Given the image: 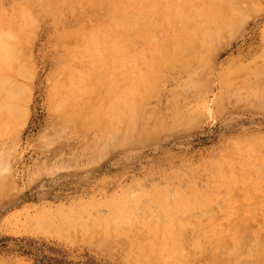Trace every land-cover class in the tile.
<instances>
[{
    "label": "rangeland",
    "instance_id": "374dc122",
    "mask_svg": "<svg viewBox=\"0 0 264 264\" xmlns=\"http://www.w3.org/2000/svg\"><path fill=\"white\" fill-rule=\"evenodd\" d=\"M155 1L139 0L148 5L137 7L138 0L133 1L135 4L131 0H0V29L13 28L0 31V53L3 52L0 54V79L7 77L9 80H4L10 82L0 80V117L4 115L0 120V264H54L57 258L74 264H164V261L166 264H264V0H219L225 5L217 4V8L207 0L208 7L211 5L214 11H207L206 6L203 8L206 0H195L196 3L190 0L195 5L192 4L189 21L178 20L177 25L183 29L186 26L185 30L188 29L193 37L182 29L181 35L180 28L176 31V19L170 22L172 15L166 10L168 2L170 9L173 6V14L182 5L179 0L175 6L174 0L162 3L158 0L164 3L163 7ZM197 4L203 7L197 9ZM159 6L165 10L162 15ZM121 19L126 20L122 22ZM181 21L186 23L183 27ZM112 25L118 28L113 33L110 31ZM17 29L19 32L34 30L29 34L24 31L27 34L17 39L23 43L22 50L19 47L11 50L15 47L13 41H17L15 36H21ZM163 29L166 36L169 31L171 33V38L166 39H171L169 42H164ZM86 30L88 36L84 34ZM117 30L134 45L128 54L130 61L121 62L124 66L128 64L122 66L125 72L122 64L115 63L120 66L118 68L113 65L119 58L111 57V52L101 44L111 34L117 35ZM14 31L17 34H13ZM143 32L146 36L152 34L143 39ZM92 34L96 37L94 40ZM139 34L142 35L139 37ZM98 37L99 43L96 42ZM182 37L187 38H183L185 46ZM74 38L78 42L82 39L80 43L86 48L76 45L78 42L75 43ZM94 43L95 48L101 44L97 49H102L98 51L107 59L93 49ZM27 48L29 52H25ZM90 50H95V59ZM178 50L180 52H176ZM69 52L73 53V59L77 54L81 55L78 57L84 55L79 59H85L87 64L80 62L78 57L69 58L72 55ZM156 52H160L159 55ZM132 56L135 59L132 60ZM119 57L122 59L123 55ZM18 60H21L19 65ZM27 60L32 68L25 74L23 69L29 68L25 65ZM64 62L68 67L73 62V67L68 68L73 71L61 70ZM9 63L12 67L14 64L20 67L18 72L23 70L22 75ZM108 66L111 68L107 69ZM101 68L106 70L103 72ZM135 68L140 76L138 72L136 75ZM66 69V77L72 83L68 85V81L65 86L62 79ZM102 75L108 79L107 84ZM134 76L140 80L133 79ZM110 78L116 80L117 87ZM76 81L79 82L77 87ZM85 81H92L90 88ZM63 88L64 98H60ZM85 88L90 89L89 92ZM140 89L147 94L138 92ZM66 91L73 95H66ZM136 93H141L140 98ZM120 94L125 97L122 96L124 103L119 99ZM60 99L68 105L64 103L63 108L57 104ZM112 100L119 104V113ZM124 105H128L127 115ZM95 110L102 112V118ZM242 171H246L245 174ZM115 225L119 227L117 233ZM121 237H125L124 240ZM125 239L128 244L122 245ZM145 254L148 257L143 259Z\"/></svg>",
    "mask_w": 264,
    "mask_h": 264
},
{
    "label": "bare ground",
    "instance_id": "6f19581e",
    "mask_svg": "<svg viewBox=\"0 0 264 264\" xmlns=\"http://www.w3.org/2000/svg\"><path fill=\"white\" fill-rule=\"evenodd\" d=\"M131 1H132V3H134V2H133L134 0H131ZM135 1H137V0H135ZM145 1H146V0H143L144 3H151V2L154 3L155 0H154V1L148 0V1H151V2H147V1L145 2ZM161 1H164V0H160V3H162ZM168 1H169V0H168ZM175 1H176V2H175ZM180 1H181V2H180ZM191 1H192V0H191ZM198 1H199V0H198ZM200 1H201V0H200ZM210 1H211V2H210ZM218 1H219V0H209L210 4H212V5H213L214 7H216V8H217V6H215V5L219 4V5L221 6L222 4L225 3V2L219 3ZM222 1H223V0H222ZM254 1H256V0H254ZM143 2H142V4L144 5ZM155 2H156V1H155ZM157 2H158V0H157ZM157 2H156V3H157ZM182 2H183V3H182ZM193 2H195V0H194ZM205 2H206V3H205ZM209 2H208V3H209ZM139 3H140V2H139V0H138V3H137V5H136L137 7L142 5L141 3H140V5H139ZM158 3H159V2H158ZM158 3H157V4H158ZM160 3H159V4H160ZM175 3H177V0H174V3H173L174 6L176 5ZM179 3L182 4V5H181V7L178 8V11H176V9H175L176 12L174 11V12H175V13H173L174 15L171 13V10L173 9V6L170 5V6H171V9H170V7H168V5L171 4L170 1L168 2L167 8H166V10H168V12L170 13L169 15H170V16L172 15L171 17L174 18V19H173V18L170 17V22H174L173 20L176 19V20H175L176 25L179 24V23L177 22L178 20H184V22H185V20H186V23L189 21V19H190V17H191V11H190V10L193 9V8H192V7H193L192 4H194V3L191 4L190 0H189V1H188V0H184V1L179 0ZM179 3H178V4H179ZM195 3H196V2H195ZM197 3H200V4H201V2H197ZM203 3H205L204 5L202 4L204 7H203L202 5H200V4H197V9H198V7H199L200 9H201L202 7H203V8H206V7H207L206 10L209 8V10H207V11H210V10L212 9V8L210 9V6H211V5L208 7V5H207V0H206V1H203ZM129 4H130V3H129ZM134 4H135V3H134ZM134 4H133V5H134ZM159 4H158V5H159ZM163 4H164V3H163ZM163 4H160V5L162 6ZM178 4H177V5H178ZM226 4H227V3H226ZM236 4H237V3H236ZM145 5L147 6L148 4H145ZM145 5H144V6H145ZM194 5H195V4H194ZM199 5H200V6H199ZM219 5H218V6H219ZM224 5H225V4H224ZM134 6H135V5H134ZM136 6H135V7H136ZM144 6H143V7H144ZM146 6H145V7H146ZM178 6H179V5H178ZM205 6H206V7H205ZM220 6H219V7H220ZM143 7H140V8H143ZM145 7H144V9H145ZM159 7H160V6H159ZM159 7H158V8H159ZM162 7H163V6H162ZM194 7H195V6H194ZM211 7H212V6H211ZM214 7H213V8H214ZM221 7H222V6H221ZM221 7H220V8H221ZM229 7H230V6H229ZM237 7H238V6H237ZM149 8H150V7H149ZM160 8H161V7H160ZM174 8H176V7H174ZM216 8H215V12H217ZM220 8H219L218 10H220ZM161 9L163 10V8H161ZM169 9H170V10H169ZM179 9H180V10H179ZM230 9H231V8H230ZM232 9H234V8H232ZM235 9H237V8H235ZM156 10H157V8H156ZM158 10H159V9H158ZM173 10H174V9H173ZM173 10H172V12H173ZM195 10H196V9H195ZM212 10H213V9H212ZM237 10H238V9H237ZM164 11H165V10H163V12H161V15L164 14ZM202 11H205V10H202ZM207 11H205V12H206L207 14H209ZM213 11H214V10H213ZM213 11H212V12H213ZM221 11H222V9H221ZM223 11H225V10H223ZM168 12L166 11L165 13L168 14ZM205 12H201V13L203 14V13H205ZM212 12H211V13H212ZM219 12H220V11H219ZM229 12H230V11H229ZM159 13H160V12H159ZM159 13H158V16H160ZM198 13H199V12H198ZM206 13H205V14H206ZM223 13H224V12H223ZM166 14H165V15H166ZM207 14H206V15H207ZM194 15H196V14H194ZM194 15H193V16H194ZM200 15H201V14H200ZM200 15H199V16H200ZM212 15H213V13H212ZM218 15H220V13H218ZM224 15H225V14H224ZM163 16H164V15H163ZM193 16H192V17H193ZM209 16H210V14H209ZM161 17H162V16H161ZM203 17H204V16H203ZM212 17L215 18L214 16H212ZM230 17H231V15H230ZM164 18H165V17H164ZM164 18H163V19L159 18V19L165 21ZM223 18H224V17H223ZM227 18H228V17H227ZM171 19H172V20H171ZM206 19H207V18H206ZM210 19H211V18H210ZM216 19H217V17H216ZM216 19H215V20L213 19V21H216ZM220 19H221V18H220ZM220 19H219V20H220ZM121 20H122V22H123V21H125L126 19H124V20L121 19ZM187 20H188V21H187ZM217 20H218V19H217ZM222 20H223V19H222ZM132 21H133V20H132ZM211 21H212V20H211ZM211 21H210V22H211ZM224 21H225V19H224ZM226 21H227V20H226ZM114 23H115V22H114ZM126 23H127V22H126ZM126 23H124V25H126ZM164 23H165V22H164ZM181 23H182V27H183V24H184V23H183L182 21H181ZM181 23H180V25H181ZM186 23H185V24H186ZM211 23H212V22H211ZM218 23L220 24V22H218ZM222 23H223V22H222ZM225 23H226V22H225ZM127 24H128V23H127ZM168 24H169V23H168ZM171 24H175V23H171ZM185 24H184V25H185ZM209 24H210V23H209ZM116 25H117V24H116ZM128 25H129V24H128ZM165 25H166V24H165ZM180 25H179V26H180ZM214 25H215V24H214ZM0 26H1V25H0ZM3 27H4V26H2V29H3ZM149 27H150V26H149ZM165 27H166V26H165ZM174 27L176 28V26H174ZM184 27L186 28V26H184ZM219 27H220V26H219ZM5 28H6V27H5ZM114 28H115V29H114ZM116 28H117V27H115V26L112 25V30H110L109 28H108V29H109L110 31H112V33H113V31L115 32ZM124 28L126 29L125 26H124ZM142 28H144V27H142ZM145 28H146V27H145ZM145 28H144V29H145ZM179 28H180V30H181V29L184 30L185 33H186V31H187V32H188L187 34H189V33L192 34L191 32L188 31V29L185 30V28L183 29V28H181V26L178 27V25H177L176 31L179 32L180 30H177V29H179ZM216 28H217V27H216ZM6 29H8V27H7ZM6 29H3V30H6ZM79 29H82V28H79ZM108 29L106 30L107 32L105 31L106 33L109 32ZM113 29H114V30H113ZM117 29H118V28H117ZM128 29H130V27H129ZM128 29H127V31H128ZM139 29H141V28H139ZM150 29H151V27H150ZM165 29H166V28H165ZM170 29H171V28H169V30H170ZM221 29H222V28H221ZM221 29H220V31H221ZM3 30H2V31H3ZM8 30H10V29H8ZM12 30H13V28H11L10 31H12ZM15 30H16V29H15ZM17 30H18V29H17ZM20 30H22V29H20ZM33 30H34V29H33ZM33 30H32V31H33ZM84 30H85V29H84ZM122 30H123L122 33L125 34L126 31H124L123 28H122ZM134 30H138V29L135 28ZM141 30H142V29H141ZM182 30L180 31L181 35H183V33H184V31H182ZM206 30H207V29H206ZM0 31H1V29H0ZM2 31H1V32H2ZM22 31L24 32V31H28V30H22ZM32 31H28V34H29V32H32ZM72 31H73V29H72ZM119 31H120V30H117V31H116V32H117V35H116V33H115L114 35L111 34V35H110V38H108V39H107V37H106L107 35H106V33H105V35H106L105 37H106V39H107V40H105V43H104V42L102 43L101 41H99V38H100V37L97 38L98 41L96 40V42H98V43L101 42V44H104V45H105V48L108 49V52H109V51L111 52V53H110V54H111V57L114 55V58H115V57H118V58H119V60H118L119 62H117V59L115 58V59H116V62L114 61V64H113L114 66H116L115 63H116V64H118V63L122 64L121 62H124V63L127 62V63H128V62L130 61V59L128 58V54H129L130 50L133 49V47H134V45H133V46L130 45L131 42L127 41L129 38H128V39H127L126 37H125L126 39L123 38V35H124V34L122 35L121 32H119ZM172 31H173V29H172ZM208 31H209V30H208ZM18 32H19V30H18ZM23 32H19V33L21 34V36H18L19 38L15 36V41H16L17 39H20V37H21V39H22V37H24L23 35H26V34H27L26 32H25V34H24ZM131 32H132V30H131ZM138 32H139V31H138ZM162 32H163V33L165 34V36H166V33L164 32V29H163ZM182 32H183V33H182ZM11 33H13V32H11ZM15 33L17 34L16 31H14L13 34H15ZM71 33H72V32H71ZM77 33H78V34H77ZM87 33H88V32H87V30H86V31L84 32V34L86 35ZM89 33H91V32H89ZM97 33H98V31H97ZM118 33H119V34H118ZM140 33H141V31H140ZM143 33H144V32H143ZM169 33H170V31L168 32V34H167L166 37H165L164 34H163V36H164V42H166V41L169 42V40H171V39L166 40L167 37H168L169 35L171 36V33H170V34H169ZM3 34H4V33H3ZM22 34H23V35H22ZM94 34H96V33L94 32ZM147 34H148V32H147ZM151 34H152V33H151ZM151 34H149V36H148V35H147V36L150 37ZM177 34H178V33H177ZM0 35H2V33H0ZM72 35H73V34H72ZM76 35H78L77 38H78L79 35H80L78 29L76 30ZM89 35H90V34H89ZM121 35H122V36H121ZM134 35H136V33H134ZM141 35H142V34H139V37H140ZM144 35H145V33L142 35V36H143V39H146V38H144V37H147V36H146V35L144 36ZM178 35H179V34H178ZM198 35H200V34H198ZM29 36H30V35H29ZM29 36L27 35V38H28ZM64 36H65V35H64ZM82 36H83V35H82ZM82 36H81V37H82ZM87 36H88V34H87ZM94 36H95V35H94ZM94 36H93V34L91 35V37H92L93 40H94V38H96V37H94ZM108 36H109V34H108ZM128 36H129V35H128ZM128 36H127V37H128ZM153 36H154V34H153ZM155 36H156V34H155ZM170 36H169V37H170ZM188 36H189V35H187V38H188ZM200 36H201V35H200ZM3 37H4V36H3ZM3 37H2V39H3ZM13 37H14V36H13ZM85 37H86V36H85ZM93 37H94V38H93ZM101 37H102V36H101ZM129 37H130V36H129ZM131 37H132V36H131ZM169 37H168V38H169ZM178 37H179V36H177V38L175 37L177 42H178V40H177ZM184 37H186V36H184ZM184 37H182V41H183V42H184V39H187V38H184ZM191 37H193V34H192ZM29 38H30V39H29ZM29 38H28L29 41H31L32 38H31V37H29ZM133 38H134V37H133ZM141 38H142V37H141ZM152 38H155V37H152ZM152 38H151V39H152ZM170 38H171V37H170ZM175 38L173 37V40H174ZM183 38H184V39H183ZM4 39H5V41H6L7 38H4ZM11 39H12V38H11ZM71 39H72V38H71ZM85 39H86V38H85ZM85 39H84V40H85ZM89 39H90V38H88V40H89ZM92 39H91V41H92ZM102 39H103V38H102ZM102 39H100V40H102ZM131 39H132V38H130V40H131ZM155 39H157V38H155ZM192 39H193V38H191V40H192ZM24 40H25V39H24ZM72 40H73V39H72ZM74 40H75V38H74ZM76 40H77V39H76ZM76 40H75V43L78 42V41H76ZM79 40H80V39H79ZM81 40H82V39H81ZM81 40H80V41H81ZM125 40H126V41H125ZM148 40H149V39H148ZM157 40H158V39H157ZM188 40H190V38H189ZM3 41H4V40H3ZM7 41H9V40L7 39ZM12 41H13V40H12ZM80 41H79L76 45H78V46L81 45L82 47H85V46L83 45L84 43L81 44L82 42L80 43ZM86 41H87V40H86ZM89 41H90V40H89ZM91 41H90V42H91ZM102 41H103V40H102ZM134 41H135V39H134ZM145 41H146V40H145ZM153 41H154V40L152 39V43H151V44H154ZM174 41H175V40H174ZM17 42H19V43H17ZM26 42H27V41H26ZM66 42H67V39H66ZM72 42H73V41H72ZM87 42H88V41H87ZM154 42H155V41H154ZM164 42H162V45L164 44ZM189 42H190V41H189ZM191 42H192V41H191ZM4 43H5V42H4ZM4 43H2V45H3ZM16 43H17V44H16ZM16 43H14V41H13V44L10 43V45H11V44H12V45H15V47H13V49H11V50H14L16 47H19V48H20V47L22 46V44H23V43H20L19 40H17ZM29 43H32V41L29 42ZM79 43H80V44H79ZM157 43H158V42H157ZM157 43H156V44H157ZM172 43H173V42H172ZM178 43H179V42H178ZM185 43H186V42L183 43L184 46H185ZM18 44H21V45L18 46ZM27 44H28V43H27ZM67 44H68V43H67ZM101 44L98 45V46H100V48L102 47ZM131 44H132V43H131ZM133 44H134V43H133ZM151 44H150V45H151ZM168 44H171V43H168ZM174 44H175V43H174ZM183 44H182V46H183ZM187 44H189V46H190V43L187 42ZM187 44H186V47H187ZM0 45H1V44H0ZM6 45H7V44H6ZM12 45H11V46H12ZM16 45H17V46H16ZM76 45H74V46L76 47ZM86 45H88V43H87ZM90 45H91V44H90ZM90 45H89V47L92 46V45H91V46H90ZM96 45H97V44H96ZM104 45H103V46H104ZM136 45H137V43H136ZM136 45H135V46H136ZM146 45H147V44H146ZM146 45H145V46H146ZM158 45H159V44H158ZM177 45H178V47H179L180 44H177ZM67 46H69V45H67ZM98 46H97V47H98ZM141 46H142V44H141ZM145 46H144V47H145ZM165 46H166V45H165ZM165 46H164L163 48H165ZM182 46L180 47L181 49L183 48ZM191 46H193V44H192ZM191 46H190V47H191ZM6 47H7V46H6ZM23 47H24V49H25V46H24V45H23ZM97 47L95 48V43H94V48H93V46H92L90 49H92V48L95 49L97 53L100 52V51H101V52L103 51L102 49H97ZM147 47H148V46H147ZM147 47H146L145 50H147ZM156 47H158V46H156ZM171 47H172V46H170V49H169L168 47H166V49H167V48L169 49V50L167 49L168 52L171 50ZM174 47H175V46H174ZM65 48H67V49L70 50V47L68 48V47H66V45H65ZM71 48H72V47H71ZM76 48H77V47H76ZM78 48H79V47H78ZM85 48H86V47H85ZM87 48H88V47H87ZM142 48H143V47H142ZM151 48H152V47H151ZM180 48H179V50H180ZM199 48H200V47H199ZM199 48H198V49H199ZM0 49H1V48H0ZM16 49H17V48H16ZM20 49H21V48H20ZM67 49H66V50H67ZM73 49H74V47H73ZM82 49H84V48H82ZM82 49H81V50H82ZM152 49H155V47H153ZM156 49H157V48H156ZM184 49H185V48H184ZM198 49H197V51H198ZM21 50H22V49H21ZM28 50H30V49L27 48L25 52H29ZM76 50H77V49H76ZM76 50H74V52H75ZM81 50L79 49V51H81ZM88 50H89V48L87 49V51H88ZM95 50H94V51H95ZM98 50H100V51H98ZM135 50H136V48L134 49V51H135ZM179 50L176 51V52H180ZM15 51H17V50H15ZM15 51H13V52H15ZM18 51H19V50H18ZM72 51H73V50H72ZM72 51H71V52H72ZM84 51H85V50H84ZM90 51H91V53H92L93 50H90ZM94 51H93V53L91 54V56H93V54H94L93 57H94V59H95V53H94ZM134 51H133V52H134ZM136 51H137V50H136ZM163 51H164V50H162V53H163ZM174 51H175V50H174ZM8 52H9V51H8ZM13 52H12V53H13ZM23 52H24V51H23ZM101 52H100L99 55H101ZM108 52H107V53H108ZM138 52H139V51H138ZM142 52H143V51H142ZM153 52H154V51H153ZM181 52H183V51H181ZM199 52H200V51H199ZM1 53H2V54H1ZM1 53H0V54L3 55V52H2V51H1ZM5 53H6V52H5ZM5 53H4V54H5ZM9 53H10V52H9ZM9 53H6V54L8 55ZM19 53H20V52H19ZM69 53H70V52H69ZM80 53H81V52H80ZM88 53H89V52H88ZM88 53H87V54H88ZM112 53H113V54H112ZM151 53H152V51H151ZM156 53H158V55H159L160 52H156ZM156 53H155V56L157 57L158 55H157ZM165 53H166V51H165ZM165 53H163V54H165ZM174 53H175V52H174ZM20 54H21V53H20ZM70 54H72V55H71V56L68 55V56H70L69 58H71V57L74 56L73 53H70ZM75 54H76V53H75ZM102 54H103V53H102ZM104 54H106V53H104ZM145 54H146V53H145ZM147 54H148V53H147ZM147 54H146V56H147ZM1 55H0V56H1ZM11 55H12V57L15 56V55H16V57L19 56V55L17 56V54H11ZM22 55H23V54H22ZM27 55H28V54H27ZM77 55H78V56H81L80 54H77ZM77 55H76V56H77ZM106 55H107V54H106ZM118 55H119V56L123 55L122 59H121ZM129 55H130V54H129ZM131 55H132V54H131ZM135 55H136V54H135ZM138 55H139V54H138ZM152 55H153V54H152ZM152 55H151V56H152ZM178 55H179V53H178ZM9 56H10V54H9ZM30 56H31V55H30ZM78 56H77V57H78ZM83 56H84V55H83ZM83 56H82V57H78V59H79V58H83ZM89 56H90V53H89ZM89 56H88V57H89ZM101 56H102V55H101ZM101 56H100V57H101ZM104 56H105V55H104ZM124 56H125V57H124ZM133 56H134V54H133ZM133 56L131 57V59H132V58L135 59L134 57H136V56H134V57H133ZM162 56H163V55H162ZM169 56H170V55H169ZM171 56H173V55H171ZM6 57H7V56H6ZM31 57H32V56H31ZM31 57H30V58H31ZM77 57H74V59H73V58H71V59L75 60ZM84 57H85V56H84ZM88 57H87V59H89ZM96 57H97V56H96ZM111 57L109 56L108 58H111ZM129 57H130V56H129ZM159 57H161V56H159ZM159 57H158V58H159ZM166 57H167V56H166ZM0 58H1V57H0ZM18 58H19V59H22L20 56H19ZM24 58H25V57H24ZM101 58H106V59H107V57H103V56H102ZM114 58H112V60H113ZM150 58H151V57H150ZM7 59H8V58H7ZM13 59H16V58H13ZM13 59H12L11 62H13ZM27 59H28V58H27ZM62 59H63V58H62ZM133 59H132V60H133ZM136 59H137V58H136ZM168 59H169V58H168ZM171 59H172V58H171ZM3 60H4V59H3ZM10 60H11V58H10ZM22 60H24V59H22ZM68 60H70V59H67V61H68ZM73 60H72V61H73ZM79 60H80V59H79ZM84 60H85V59H82V60H80V62L83 61L84 63H86ZM104 60H105V59H104ZM110 60H111V59H110ZM150 60H152V59H150ZM161 60H162V59H161ZM8 61H9V60H8ZM8 61H7V62H8ZM14 61H15V60H14ZM19 61H21V60H18V65H19ZM86 61H87V60H86ZM101 61H102V65H104L103 63H105V62H103V60H101ZM105 61H107V60H105ZM125 61H126V62H125ZM134 61H136V60H134ZM139 61H142V60L139 59ZM139 61H138V64H142V62L139 63ZM143 61H144V60H143ZM147 61H149V60L147 59ZM154 61H156V60H154ZM25 62H27L25 65H26L27 67H29L28 65H30V64L28 63V60L25 61ZM90 62H92V61H90ZM136 62H137V61H136ZM157 62L160 63V62H162V61L157 60L156 63H157ZM164 62H165V61H164ZM14 63H16V61H15ZM14 63H13V64H14ZM64 63H65V62H64ZM69 63H70V61H69ZM69 63H68V64H69ZM72 63H73V62H72ZM72 63H71V65H69V67H68L67 63H65L64 65H65V66L67 65V67H65V66H64V67L61 66V67H62L61 70H62V69L65 70V68H67V69H68V68H71V66L73 67ZM84 63H83V64H84ZM92 63H93V62H92ZM107 63H108L109 65H112V64H110L109 62H107ZM107 63H106V64H107ZM145 63H147V62H145ZM9 64H10V63H9ZM27 64H28V65H27ZM86 64H87V63H86ZM90 64H91V63H90ZM94 64H95V60H94ZM98 64H99V63H98ZM98 64L95 65V66H97V68H98V66H100V65H98ZM130 64H131V63H129V65H130ZM138 64H136L135 67H137ZM147 64H148V63H147ZM147 64H145V65H147ZM6 65H7V64H6ZM10 65H11V68H13L14 66H16L15 64L13 65V67H12V64H10ZM127 65H128V64H127ZM127 65H125V66H127ZM151 65H153V64H151ZM83 66H84V65H83ZM86 66H87V65H85V67H86ZM90 66H92V65H90ZM114 66L112 67L113 70H114ZM120 66L122 67V66H124V65L122 64V65H120ZM120 66L117 65L116 67L118 68V67H120ZM125 66H124V67H125ZM131 66H133V65H131ZM148 66H149V65H148ZM156 66L158 67V64H157ZM1 67H2V66H1ZM9 67H10V66H9ZM103 67H104V66H103ZM128 67H129V66H128ZM145 67H146V66H145ZM2 68H3V67H2ZM11 68H10V69H11ZM17 68H18V67L16 66V69H17ZM19 68H20V67H19ZM19 68L17 69V72L19 71ZM23 68H24V67H23ZM30 68H32V67H29V68H26V69L24 68L23 70H25V72H26L27 69L30 70ZM92 68H93V67H92ZM104 68H105V67H104ZM110 68H111V67L108 66L107 69H110ZM137 68H138V67H137ZM153 68H155V67H153ZM10 69H8V70H9V73H10ZM67 69H66V71L63 70V74H66V75H64V78L62 79V83H64L65 86H66V84H68L69 82H70V83H69L68 85H70V84L72 83V81H71V80L69 81L68 78L66 77V76H68V74H67L66 72H67L68 70H69V72H70L72 69H71V70H70V69L67 70ZM73 69H74V68H73ZM75 69H76V67H75ZM77 69H78V68H77ZM77 69H76V71L79 70V69H78V70H77ZM82 69H83V67H82ZM82 69H81V70H82ZM87 69H88V68H87ZM90 69H91V67H90ZM93 69H94V68H93ZM101 69H102V68H101ZM101 69H100V70H101ZM122 69H123V67H122ZM122 69H121V70H122ZM135 69H136V68H135ZM141 69H142V68H141ZM141 69H140V70H141ZM23 70H21V73H23ZM83 70H84V69H83ZM83 70H82V72L85 73V71H83ZM102 70H103V69H102ZM104 70H106V69H104ZM104 70H103V72H104ZM113 70H111V71H113ZM136 70H137V71H135V70H134V71H135L136 75L138 76L137 72L139 73V71H138V69H136ZM143 70H144V67H143ZM149 70H150V69H149ZM1 71H2V69H1ZM3 71H4V70H3ZM5 71H6V70H5ZM30 71H31V70H30ZM72 71H73V70H72ZM76 71H75V74L77 73ZM93 71H96V70L94 69ZM123 71H124V69H123ZM153 71H154V70H153ZM69 72H68V73H69ZM98 72H99V71H98ZM119 72H120V71H118V73H119ZM124 72H125V71H124ZM126 72H127V69H126ZM129 72H130V71H129ZM129 72H127V73H129ZM147 72H148V71H147ZM7 73H8V72H7ZM21 73L18 72V74H21ZM56 73H57V72H56ZM58 73H59V72H58ZM72 73H73V72H72ZM80 73H81V72H80ZM80 73H79L78 76H80ZM86 73H88V71H87ZM110 73H111V72H110ZM112 73H113V72H112ZM120 73H121V72H120ZM141 73L143 74V71H142ZM152 73H154V72H152ZM155 73H157V71H155ZM12 74H13V73H12ZM15 74H16V73H15ZM25 74H27V72H26ZM69 74H70V76L73 75V74L71 75V73H69ZM75 74H74V75H75ZM77 74H78V73H77ZM102 74H103V73H102ZM105 74H106V73H105ZM122 74H124V73H122ZM131 74H132V73H131ZM21 75H22V74H21ZM28 75H29V74H28ZM55 75H56V74H55ZM81 75H82V74H81ZM84 75H85V74H84ZM88 75H89V74H88ZM88 75H87V77H88ZM113 75H115V71H114ZM119 75H120V74H119ZM126 75H128V74L125 73V77H126ZM133 75H134V74H133ZM136 75H135V76H136ZM147 75H148V74H147ZM147 75H146V76H147ZM153 75H154V74H153ZM30 76H31V75H30ZM59 76H60V75H59ZM70 76H69V78H70ZM135 76L133 77V79H134V78H138V79L140 80V77H135ZM139 76H140V73H139ZM141 76H142V75H141ZM149 76L151 77V75H149ZM199 76H200V75H199ZM9 77H10V76H9ZM11 77H12V76H11ZM11 77H10V78H11ZM26 77H27V76H26ZM80 77H81V76H80ZM80 77H78V79H80ZM82 77H83V76H82ZM89 77L92 79V76H89ZM89 77H88V78H89ZM102 77H104V76L102 75ZM106 77H107V76H106ZM109 77L112 78V76H109ZM131 77H132V76H131ZM143 77H144V76H143ZM4 78H5V77H4ZM4 78H3V80H4ZM18 78H19V77H18ZM18 78H17V79H18ZM65 78H67V79H65ZM72 78H73V76H72ZM88 78H87V80H88ZM111 78H110V79H111ZM114 78H115V77H114ZM114 78H113V79H114ZM141 78H142V77H141ZM145 78H146V77H145ZM145 78H144V79H145ZM152 78H153V77H152ZM5 79H8V78L6 77ZM31 79H32V78H31ZM64 79H65V80H64ZM73 79H77V77H74ZM85 79H86V78H85ZM91 79H89V80H91ZM101 79H102V78L100 77L99 80H101ZM104 79H106V78L104 77ZM149 79H150V78H149ZM197 79H198V78H197ZM197 79H196V80H197ZM0 80H1V79H0ZM3 80H1V82H3ZM8 80H9V79H8ZM8 80H7V81H8ZM55 80L58 81V84H59V80H61V76H60V79H59V80H57V79H55ZM107 80H108V79H106V84H107ZM111 80H112V79H111ZM122 80H124V78H123ZM146 80H147V79H146ZM153 80H154V79H153ZM196 80H195V81H196ZM4 81H6V80H4ZM7 81H6V83H7ZM15 81H16V79H15ZM15 81H13V82H15ZM68 81H69V82H68ZM80 81H81V80H80ZM112 81H113V80H112ZM115 81H116V80H114L113 83H114ZM117 81H118V80H117ZM128 81H129V80H128ZM150 81H151V80H150ZM13 82H12V83H13ZM16 82H17V81H16ZM16 82H15V83H16ZM65 82H66V83H65ZM67 82H68V83H67ZM76 82H77V81H76ZM85 82H86V81H85ZM87 82H88V81H87ZM87 82H86V83H87ZM109 82H110L111 84H113L111 81H108V83H109ZM119 82H120V81H119ZM123 82H124V81H123ZM4 83H5V82H4ZM6 83H5V84H6ZM8 83H10V82L8 81ZM8 83H7V84H8ZM12 83H11V84H12ZM78 83H79V82H77L76 84H74V83H73V84L76 85V87H77V84H78ZM89 83L91 84L92 81L88 82V84H89ZM121 83H122V82H121ZM126 83H127V82H126ZM140 83H141V82H140ZM140 83H138V84H140ZM142 83H143V81H142ZM144 83H145V81H144ZM5 84H3V85H5ZM56 84H57V83H55V86H56ZM64 84H63L62 87H65ZM80 84H81V83H80ZM83 84H85V83L83 82L82 85H83ZM88 84H87V85H88ZM90 84L88 85L89 88H90ZM103 84H104V83H103ZM0 85H1V84H0ZM16 85H18V82H17ZM16 85H15V86H16ZM59 85H60V84H59ZM59 85H57V86L59 87ZM82 85H81V87H82ZM94 85H95V84H94ZM94 85H93V86H94ZM116 85H117V83H116V84L114 83V86H116ZM125 85H127V84H125ZM131 85H132V84H131ZM6 86H8V85H6ZM52 86H53V85H52ZM97 86H98V84H97ZM114 86H113V87L111 86V87H112L111 90H113ZM123 86H124V85H123ZM136 86H137V85H136ZM139 86H140V85H139ZM144 86H145V85H144ZM10 87H11V86H10ZM10 87H9V88H10ZM12 87H13V86H12ZM28 87H29V86H28ZM76 87L74 86L75 89H76ZM84 87H85V85H84ZM91 87H92V86H91ZM116 87H117V86H116ZM132 87H133V86H132ZM53 88H55V87L53 86ZM59 88H60V87H59ZM59 88H57V89L59 90ZM66 88H67V87H65V89H66ZM96 88H97V87H96ZM109 88H110V87H109ZM140 88H141V89L143 88L142 85H141ZM146 88H147V87H145L144 89H146ZM31 89H32V88H31ZM65 89L63 88L62 91H61V93L59 92L60 90L57 91V93H60V95H62L60 98H62V97L64 98L63 94L65 93ZM85 89H86V88H85ZM85 89H83V90H85ZM94 89H95V88H94ZM102 89H103V88H102ZM106 89H107V88H106ZM118 89H119V88H118ZM141 89H140V91H138V92H141V91H142ZM4 90H5V87H4ZM63 90H64V93H63ZM69 90H70V89H69ZM78 90H79V89H78ZM81 90H82V89H81ZM86 90H87V89H86ZM88 90H90V89H88ZM88 90H87V91H88ZM100 90H101V89H100ZM109 90H110V89H109ZM124 90H125V89H124ZM0 91H1V90H0ZM2 91H3V90H2ZM11 91H12V90H11ZM11 91H10V92H11ZM23 91H24V90H23ZM94 91H96V90H94ZM113 91H114V90H113ZM126 91H127V90H126ZM128 91H129V90H128ZM131 91H132V89H131ZM143 91H144V90H143ZM6 92H7V91H6ZM18 92H19V91H18ZM88 92H89V91H88ZM91 92H92V91H91ZM101 92H102V91H101ZM108 92H109V91H108ZM138 92H137V93H138ZM144 92L146 93V91H144ZM144 92H143V93H144ZM1 93H2V95H3V92H1ZM29 93H30V92H29ZM50 93H51V92H50ZM57 93H56V94H57ZM66 93H67V91H66ZM70 93H71V92H70ZM77 93H78V91H76V94H77ZM82 93H83V92H82ZM82 93H81V94H82ZM84 93H85V92H84ZM113 93H114V92H113ZM123 93H124V92H123ZM123 93H122V94H123ZM132 93H133V92H132ZM137 93H136V94H137ZM141 93H142V92H141ZM141 93H140V94H137V96H138V95L140 96ZM143 93H142V94H143ZM4 94H5V92H4ZM9 94L11 95V93H9ZM9 94H8V95H9ZM15 94H17V93L15 92ZM53 94H54V93H53ZM76 94H75V95H76ZM109 94H110V93H109ZM115 94H117V93H115ZM124 94H125V93H124ZM146 94H147V93H146ZM20 95H21V94H20ZM60 95H59V96H60ZM66 95H68V96L71 95V96H72L73 93H71V94H68V93H67ZM104 95H105V94H104ZM107 95H108V94H107ZM110 95H112V94H110ZM127 95H128V98H130L128 92H127ZM133 95H134V93H133ZM3 96H4V95H3ZM3 96H1V97H3ZM5 96H7V93H6ZM5 96H4V97H5ZM18 96H19V94H18ZM55 96H57V95H55ZM76 96H77V95H76ZM114 96H115V95H114ZM120 96H121V98H119V97H118V98H119L120 100H121V99L123 100L124 95H121V94H120ZM122 96H123V97H122ZM131 96H132V95H131ZM139 96H138V97H139ZM8 97H12V96H8ZM14 97H15V96H14ZM106 97H108V96H106ZM115 97H117V95H116ZM133 97H135V95H134ZM145 97H146V95L144 96V98H145ZM6 98H7V97H6ZM22 98H23V97H22ZM57 98H58V97H57ZM79 98H80V97H78V99H79ZM128 98H127V100H128ZM136 98H137V97H136ZM139 98H140V97H139ZM141 98H142V97H141ZM19 99H20V98H19ZM70 99H73V98H70ZM70 99H68L67 101H69ZM78 99H77V100H78ZM92 99H93V97H92ZM94 99H95V98H94ZM124 99H125V97H124ZM137 99H138V98H137ZM137 99H136V100H137ZM15 100H16V99H15ZM24 100H25V98H24ZM50 100H54V99L51 98ZM60 100H61V99H60ZM77 100H76V101H77ZM80 100H82V99H80ZM106 100H108V99H106ZM134 100H135V99H134ZM140 100H141V99H140ZM13 101H14V100H13ZM16 101H17V100H16ZM18 101H19V100H18ZM73 101H74V100H73ZM78 101H79V100H78ZM86 101H87V100H86ZM86 101H84V102L86 103ZM92 101H93V100H92ZM102 101H103V100H102ZM114 101H115V100H112V102H114ZM128 101H129V100H128ZM141 101H142V100H141ZM141 101H138V102H141ZM27 102H29V101H27ZM69 102H70V101H69ZM69 102H68V103H69ZM104 102H105V101H103L102 104H103V105H104V104L106 105V103H104ZM117 102H118V101H117ZM121 102H122V101H121ZM126 102H127V101H126ZM64 103H65V102H64V99H62L59 103H58V100H57V104H59L60 106H63ZM90 103H91V102H90ZM93 103H94V102H93ZM122 103H124V100H123ZM122 103H121V104H122ZM3 104H4V103H3ZM5 104H6V102H5ZM9 104H10V103H9ZM14 104H15V103H14ZM54 104H55V103H54ZM65 104H67V102H66ZM78 104H79V102H78ZM107 104H109L110 106L113 105L112 103H107ZM115 104H116V105H115ZM137 104H139V103H137ZM67 105H68V104H67ZM103 105H101V106H103ZM118 105H119V104H118ZM118 105H117V103H116V101H115V103H114L115 111H118V113H119V110H120V109L118 110V108H119V107H117ZM130 105H132V103H131ZM10 106H11V104H10ZM22 106H23V105H22ZM85 106H86V105H85ZM87 106H89V105H87ZM92 106H93V105H92ZM99 106H100V104H99ZM106 106H107V105H106ZM125 106H126V105H124V107H125ZM127 106H128V105H127ZM127 106L125 107V113H126V108H127ZM137 106H139V105H137ZM263 106H264V105H263ZM90 107H91V106H90ZM52 108H53V107H52ZM63 108H64V106H63ZM63 108H62V109H63ZM83 108H84V106H83ZM121 108L124 109V108H123V104H122V107H121ZM130 108H131V107H130ZM132 108H133V107H132ZM132 108H131V109H132ZM9 109H10V108H9ZM11 109H14V107L11 108ZM84 109H85V108H84ZM84 109H83V111H84ZM100 109H101V108H100ZM106 109H107V107H106ZM110 109H111V107H109L108 110H110ZM112 109L114 110V107H112ZM17 110H18V109H17ZM63 110H64V109H63ZM85 110H86V109H85ZM90 110H91V109H90ZM90 110H89V112H90ZM12 111H13V110H12ZM93 111H94V110H93ZM104 111H105V110H104ZM104 111H103V112H104ZM120 111H121V110H120ZM131 111H132V110H131ZM131 111H130V112H131ZM5 112H6V111H5ZM14 112H15V111H14ZM14 112H13V113H14ZM89 112H87V114H89ZM95 112L97 113L96 110H95ZM113 112H114V111H113ZM114 113H116V112H114ZM118 113H117V114H118ZM122 113H123V112H122ZM10 114H11V113H10ZM17 114H18V113H17ZM17 114H15L14 117H15ZM27 114H28V113H27ZM65 114H67V113H65ZM65 114H64V115H65ZM98 114H101V117H100V118H102V116H103V115H102V112H98L97 115H98ZM103 114H104V113H103ZM106 114H107V113H106ZM127 114H128V112L126 113V115H127ZM7 115H8V114H7ZM21 115H22V114H21ZM21 115H20V116H21ZM84 115L86 116V114H84ZM112 115H113V114H112ZM3 116H4V115H3ZM3 116L0 117V120L2 119ZM20 116H19V117H20ZM91 116H93V114H92ZM91 116H90V117H91ZM104 116H105V115H104ZM108 116H109V115H108ZM108 116H106V117H108ZM10 117H13V116H10ZM14 117H13V121H15V120H14ZM81 117H84V116H81ZM109 117H110V116H109ZM123 117H124V116H123ZM125 117H126V116H125ZM125 117H124V118H125ZM3 118H4V117H3ZM22 118H23V117H22ZM103 118H105V117H103ZM110 118H112V117H110ZM113 118H114V117H113ZM113 118H112V119H113ZM120 118H121V117L119 116V119H120ZM6 119H7V118H6ZM15 119H16V118H15ZM24 119H25V118H24ZM108 119H109V118H108ZM108 119L105 118V120H108ZM122 119H123V118H122ZM122 119H120V120H122ZM8 120H9V119H8ZM10 120H11V119H10ZM16 120H17V119H16ZM63 120H64V119H63ZM101 120H102V119H101ZM103 120H104V119H103ZM109 120H111V119H109ZM124 120H125V119H124ZM124 120H123V121H124ZM1 121H2V120H1ZM6 121H7V120H6ZM13 121H11V122L14 123ZM115 121H116V120H115ZM4 122H5V120H4ZM4 122H3V123H4ZM7 122H8V121H7ZM9 122H10V121H9ZM16 122H17V121H16ZM19 122H20V121H19ZM21 122H22V121H21ZM64 122H65V121H64ZM99 122H100V121H99ZM104 122H105V121H104ZM111 122H112V121H111ZM116 122H117V121H116ZM5 124H6V123H5ZM10 124H11V123H10ZM18 124H19V123H18ZM118 125H119V124H118ZM116 126H117V125H116ZM3 129H4V128H3ZM9 129H10V128H9ZM9 129H8V130H9ZM0 131H1V130H0ZM4 132H5V131H4ZM4 132H3V133H4ZM251 144H252V143H251ZM251 144H250V145H251ZM254 144H255V143H254ZM244 146H245V145H244ZM253 146H254V145H253ZM249 147H250V146H249ZM251 148H252V147H251ZM255 148H256V147H255ZM253 149H254V148H253ZM249 150H250V149H249ZM252 151H253V150H252ZM249 152H250V151H249ZM250 154L252 155V153H249V155H250ZM245 156H247V155H245ZM252 156H253V155H252ZM248 157H249V156H248ZM249 159H250V157H249ZM257 160H259V159L257 158ZM246 163H247V162H246ZM256 164H257V163H256ZM259 164H260V163H259ZM243 165H244V164H243ZM254 166H255V165H254ZM254 166H253V168H254ZM260 166H261V165H260ZM261 167H262V166H261ZM246 169H249V168H246ZM252 170H253V169H252ZM261 170H263V168H262ZM258 171H259V170H258ZM245 172H246V171H245ZM245 172L243 173V171H242V174H245ZM249 172H251V169H250ZM255 172H256V170H255ZM262 172H263V171H262ZM252 174H254V173H252ZM263 174H264V172H263ZM244 177H245V176H244ZM256 177H257V176H256ZM256 177H255V179H256ZM258 177H259V176H258ZM240 179H241V177H240ZM242 179H243V177H242ZM254 181H255V180H254ZM251 182H253V181H251ZM244 187H245V186H244ZM240 188H242V187H240ZM236 191H237V190H236ZM234 192H235V191H234ZM243 192H244V191H243ZM242 194H244V193H242ZM237 195H239V194H237ZM240 195H241V194H240ZM157 199H158V198H157ZM144 200H145V199H144ZM184 201H185V200H184ZM184 201H183V202H184ZM192 202H193V201H192ZM175 203H176V202H175ZM189 203H190V202H189ZM241 203H242V202H241ZM246 203H247V202H246ZM179 204H180V203H179ZM184 204H185V203H184ZM249 204H250V203H249ZM192 205H194V204H192ZM129 206H130V205H129ZM169 206H170V205H169ZM173 206H174V205H173ZM181 206H182V205H181ZM183 206H184V205H183ZM189 206H191V205H189ZM189 206H188V207H189ZM240 206H241V205H240ZM185 207H186V206H185ZM185 207H183V209H184ZM188 207H187V208H188ZM143 208H144V207H143ZM163 208L165 209V207H163ZM163 208H162V209H163ZM166 208H167V207H166ZM187 208H186V209H187ZM190 208H192V207H190ZM175 209H176V208H175ZM178 209H179V208H178ZM178 209H177V212L179 211ZM125 210H126V208H125ZM125 210H124V211H125ZM139 210H140V209H139ZM139 210H138V211H139ZM168 210H169V209H168ZM171 210H173L172 207H171ZM238 210H239V208H238ZM251 210H252V209H251ZM148 211H149V213H150V210H148ZM126 212H127V211H126ZM126 212H125V213H126ZM141 212H142V210H141ZM137 213H138V212H137ZM137 213H135V214H137ZM170 213H171V212H170ZM178 213H179V212H178ZM250 213H251V212H250ZM121 214H123V213H121ZM128 214H130V213H128ZM135 214H134V216H135ZM144 214H146V213H144ZM150 214H151V213H150ZM155 214H156V213H155ZM176 214H177V213H176ZM176 214H175V215H176ZM183 214H184V213H183ZM257 214H258V213H257ZM125 215H126V214H125ZM125 215H124V216H125ZM178 215H179V214H178ZM184 215H185V214H184ZM132 216H133V214L130 216L131 219H132ZM146 216H147V215H146ZM154 216H155V215H154ZM167 216L169 217V215H167ZM173 216H174V214H173ZM149 217H150V216H149ZM127 218H128V217H127ZM136 218H137V217H136ZM146 219H147V217H146ZM169 219H170V218H169ZM171 219H172V216H171ZM129 220H130V218H129ZM151 220H152V219H151ZM172 220H173V219H172ZM67 221H68V220H67ZM144 221H145V220H144ZM146 221H147V220H146ZM164 221H165V220H164ZM97 222H98V221H97ZM157 222H158V221H157ZM179 222H180V221H179ZM90 223H91V221H90ZM90 223H89V224H90ZM147 223H148V222H147ZM177 223H178V222H177ZM181 223H182V222H181ZM157 224H158V223H157ZM164 224H165V223H164ZM167 224L169 225L170 223L167 222ZM171 224H173V223H171ZM117 225H118V224H117ZM160 225H161V224H159V226H160ZM176 225H177V224H176ZM178 225H179V224H178ZM180 225H181V224H180ZM180 225H179V226H180ZM104 226H105V225H104ZM115 226H116V225H115ZM154 226H156V225L154 224ZM159 226H158V228H159ZM164 226H165V225H164ZM171 226L173 227V225H171ZM89 227H90V226H89ZM134 227H135V226H134ZM152 227H153V225H152ZM172 227H171V228H172ZM180 227H181V226H180ZM76 228H77V227H76ZM108 228H110V227H108ZM118 228H119V227H117V226L114 227L115 231H116V229H117V231H118ZM153 228H154V227H153ZM158 228H157V229H158ZM162 228H163V227H162ZM177 228H178V227H177ZM131 229H132V228H131ZM157 229L155 230V232L157 231ZM159 229H160V228H159ZM163 229H165V228H163ZM174 229H175V228H174ZM96 230L99 231L98 229H96ZM121 230H122V229H121ZM168 230H169V228H168ZM100 231H101V229H100ZM115 231H114V232H115ZM117 231H116V233H117ZM135 231H136V230H134V232H135ZM151 231H152V230H151ZM160 231H161V230H160ZM160 231H159V232H160ZM170 231H172V230H170ZM170 231H169V232H170ZM72 232H73V231H72ZM159 232H158V234H159ZM167 232H168V231H167ZM169 232H168V235L170 236V233H169ZM131 233H132V232H131ZM153 233H154V231H153ZM173 233H174V231H172V234H173ZM91 234H92V233H91ZM94 234H95V233H94ZM96 234H97V233H96ZM161 234H162V233H161ZM92 235H93V234H92ZM100 235H101V233H100ZM100 235H99V236H100ZM107 235H108V234H107ZM115 235H116V234H115ZM117 235L120 236V234H117ZM117 235H116V236H117ZM159 235H160V234H159ZM88 236H89V234H88ZM88 236H86V237L88 238ZM104 236H105V235H104ZM122 236H123V235H122ZM152 236H154V235L152 234ZM155 236H157V235H155ZM160 236H161V235H160ZM160 236H158V239H159ZM90 237H91V236H90ZM162 237H163V235H162ZM175 237H176V236H175ZM93 238H95V235H94V237H92V239H93ZM96 238H97V237H96ZM101 238H102V236H101ZM114 238H115V237H114ZM124 238H125V237H124ZM124 238L121 237V239H123V240H124ZM153 238H154V237H153ZM156 238H157V237H156ZM160 238H161V237H160ZM170 238H171V237H170ZM158 239H156V240H158ZM168 239H169V238H167V240H168ZM101 240H102V239H101ZM108 240H109V238L107 239V241H108ZM154 240H155V239H154ZM154 240H153V241H154ZM156 240H155V241H156ZM162 240H165L164 237H163ZM162 240L159 239V242H162ZM132 241H133V240H132ZM148 241H149V240H148ZM170 241H171V240H170ZM176 241H177V240H176ZM102 242H103V241H102ZM102 242L100 241L99 243H102ZM108 242H109V241H108ZM110 242H113V241H110ZM122 242H123V241H122ZM124 242H125V243H122V245H123V244H126V242H127L126 239H125ZM134 242H135V241H134ZM136 242H137V241H136ZM136 242H135V243H136ZM149 242H150V241H149ZM165 242H166V241H165ZM104 243H105V242H104ZM145 243H146V242H145ZM152 243H154V242H152ZM156 243H158V242H156ZM169 243H171V242H169ZM174 243H175L176 246L179 245V244H176L177 242H174ZM127 244H128V243H127ZM127 244H126V245H127ZM129 244H130V243H129ZM148 244H149V243H148ZM160 244H161V243H160ZM154 245H155V244H154ZM154 245H153V246H154ZM175 245H174V247H175ZM181 245H182V244H181ZM183 246H184V245H183ZM128 247H129V246H128ZM144 248H145V247H144ZM144 248H143V249H144ZM146 248L148 249V246H147ZM151 248H153V247H151ZM165 248H166V247H165ZM166 249H168L169 251L172 252L171 248H170V249H169V248H166ZM139 250H140V249H139ZM168 250H167V251H168ZM136 251H137V249H136ZM155 251H156V250H155ZM163 252H165V250H163ZM231 252H232V251H231ZM136 253H137V252H136ZM136 253H135V254H136ZM152 253H154V252H152ZM159 253H160V251L157 253V257H158V254H159ZM167 253H168V252H167ZM176 253H177V252H176ZM176 253H175V254H176ZM182 253H183V252H182ZM229 253H230V252H229ZM149 254H151V252L148 253V255H149ZM165 254H166V253H165ZM170 254H171V253H170ZM145 255H146V254H145ZM153 255H156V253L153 254ZM171 255H173V254H171ZM171 255H170V256H171ZM134 256H135V255H134ZM138 256H140V255H138ZM141 256H142V255H141ZM173 256H176V255H173ZM259 256H260V255H259ZM261 256H262V255H261ZM144 257H148V256H147V255H146V256L143 255V259H144ZM149 257H150V256H149ZM163 257H165V256H163ZM159 258H160V257H159ZM228 258H229V257H228ZM134 259H136V258H134ZM138 259H139V258H138ZM138 259H137V260H138ZM149 259H150V258H149ZM172 259H173V257L171 258V260H172ZM180 259H181V258H180ZM180 259H179V260H180ZM185 259H186V258H185ZM185 259H182V260L185 261ZM191 259H192V258H191ZM229 259H230V258H229ZM156 260H158V258H157ZM160 260H162V259H160ZM173 260H174V259H173ZM176 260H177V259H176ZM188 260H189V259H188ZM188 260H187V261H188ZM221 260H222V259H221ZM221 260H220V261H221ZM224 260H226V259H224ZM141 261H142V260H141ZM167 261H168V260H167ZM177 261H178V260H177ZM180 261H181V260H180ZM180 261H179V262H180ZM191 261H192V260H191ZM226 261H227V260H226ZM226 261H225V262H226ZM258 261H259V260H258ZM147 262H148V261H146V263H147ZM154 262H155V261H154ZM157 262H158V261H157ZM165 262H166V261H164V264H166ZM169 262H170V261H169ZM171 262H172V261H171ZM188 262H189V261H188ZM193 262H194V261H192V263H193ZM225 262H223V263H225ZM227 262H228V261H227ZM227 262H226V263H227ZM253 262H254V261H253ZM262 262H263V260H262ZM141 263H142V262H141ZM176 263H177V262H176ZM181 263H182V262H181ZM184 263H185V262H184ZM184 263H182V264H184ZM189 263H190V262H189ZM215 263H216V262H215ZM259 263H260V262H259ZM149 264H153V263H149ZM162 264H163V263H162ZM167 264H168V263H167ZM170 264H172V263H170ZM177 264H178V263H177ZM185 264H186V263H185ZM220 264H222V263L220 262ZM253 264H254V263H253Z\"/></svg>",
    "mask_w": 264,
    "mask_h": 264
},
{
    "label": "trees",
    "instance_id": "16d2710c",
    "mask_svg": "<svg viewBox=\"0 0 264 264\" xmlns=\"http://www.w3.org/2000/svg\"><path fill=\"white\" fill-rule=\"evenodd\" d=\"M54 264H74V263L70 261H66L64 259L57 258L55 259Z\"/></svg>",
    "mask_w": 264,
    "mask_h": 264
}]
</instances>
